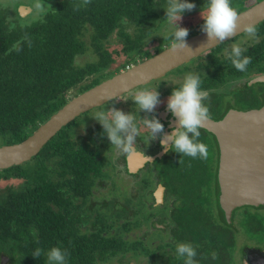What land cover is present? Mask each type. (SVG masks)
I'll use <instances>...</instances> for the list:
<instances>
[{
	"label": "trees",
	"instance_id": "obj_1",
	"mask_svg": "<svg viewBox=\"0 0 264 264\" xmlns=\"http://www.w3.org/2000/svg\"><path fill=\"white\" fill-rule=\"evenodd\" d=\"M261 1L232 0V6L242 12ZM167 2L168 0H68L51 7L48 16L42 18L43 21L41 19L26 26L20 23H12L10 26L5 20V11L0 10V146L25 141L72 99L69 94L73 89L83 93L97 85L101 78L96 79L94 84L93 81H85L98 74L102 66L107 67L110 63L112 55L104 45L116 31L125 61L114 72L128 66L130 61H136L137 57H151L153 54L144 48L153 40L161 42L156 52L169 46V40L153 36L158 32L160 25L157 23ZM187 2L195 4V9H200L204 8L208 0ZM128 28L135 31L133 35ZM256 29L257 37L247 38L246 35H249L245 32L235 38L247 39L248 46L244 48L243 54L252 58L247 70L238 71L229 56L223 62L229 67V73L225 72L224 79L228 75L234 79L248 73H264V23L256 26ZM218 47L221 49V45ZM90 51L96 54L100 63L79 65L78 57L88 55ZM112 74L110 72L105 76ZM216 77L217 82L224 83V79L218 78L221 75ZM79 124L80 119H77L63 128L32 161L0 171V184H5L0 188V254H8L13 258V264H48L46 255L40 258L32 256L37 248L47 252L52 247H68L66 264H98L105 258L110 260L119 254L117 246L107 245L112 249L110 252L106 250L105 243H109L106 237L103 236L101 246L96 245L97 240L90 233L86 236L81 232H74L65 222L72 218L64 217L61 194L69 193L77 185L88 186L85 185L89 184L88 176L99 171L95 161L98 152L86 147L84 136L76 131ZM88 136H93V133ZM179 174V181L191 179L189 183L198 193L203 194V189L205 190L206 198L203 199L206 201L202 204L196 201L194 213H189L187 208L182 213L189 232L187 237L198 245L195 259L199 264H232L231 260L225 259L228 250L232 249L231 240H224L227 234L215 228L210 236L208 231L199 227L205 220H212L213 213L208 204L209 193L212 197H215L214 192L218 195L217 181L214 191V186H211L214 177L210 173L209 176L201 173ZM16 181L22 183L16 187L13 184ZM183 193L187 199L190 198L186 192ZM192 196L196 198L197 194L193 192ZM216 202L220 208L218 197ZM184 203L187 204V200ZM262 210L264 208L243 209L241 228L252 237V242L247 245L252 251L264 250V217L259 214ZM142 218L143 216L138 217ZM221 219L224 222V217ZM102 226H106L104 220ZM126 226L127 224H120L119 219L111 225L115 230L112 244L120 245L128 252V245L122 243ZM233 226L231 224L229 230L234 229ZM90 248L98 249V256L91 254ZM148 249L150 248L145 247V250ZM152 258V264H160L157 260H162L163 255L153 253ZM166 262L184 264L182 258Z\"/></svg>",
	"mask_w": 264,
	"mask_h": 264
},
{
	"label": "flooded vegetation",
	"instance_id": "obj_2",
	"mask_svg": "<svg viewBox=\"0 0 264 264\" xmlns=\"http://www.w3.org/2000/svg\"><path fill=\"white\" fill-rule=\"evenodd\" d=\"M13 9L16 18L20 19H26L33 13L31 8L22 4L18 5L16 3ZM0 10L8 13L12 10V7L0 4ZM202 11L203 8L194 9L190 12L185 11L182 20L179 21L180 27L189 30L188 37L201 32L199 27L205 23L202 18ZM166 19L167 15L164 10L157 23V25H160L158 32L153 34V36L155 37L156 35L158 38L164 37L169 40V46L167 43L166 47L164 46L162 50L156 52L161 42L160 40H153L144 48L153 54L151 57L171 46L169 37L174 32L176 25L166 22ZM127 30L130 31L131 35L135 32L132 28H128ZM246 37L251 38V36L247 35ZM241 38L242 40L234 38L223 43L221 44V49L219 47L215 48L163 78L136 88L77 118L80 119V124L76 131L84 136L83 138L87 142L86 147H90L91 151L98 152L95 161L97 162L99 171L92 172L88 176L89 184H85L88 186L77 185V188L70 189L69 193L61 194L63 198V212L65 218H72L65 221L72 231L81 232L82 235L90 233L94 236L93 239L97 240L96 245L100 246L103 236L106 237L107 241H109V243H105L108 252L112 249L109 246H117L119 248L117 256L110 260L105 258L100 261L97 259V261L101 262L98 264H152L154 261L152 258L153 253L163 255V259L157 261L160 264H167L166 261L169 259H180L176 253V247L182 242L191 243L197 250L196 247L198 245H195L187 237L189 232L185 227L184 215L182 213L186 211L184 208H187L188 212L190 211L189 213H194L196 201L200 204L206 201L203 199L206 198L204 196L205 190L203 189V194L194 190V187H191L189 183L191 179L179 181V173H201L203 175L210 173L214 177L211 186H214L213 189L216 191V186H219L218 170L221 159L219 142L213 133L202 128L200 129L201 135L199 141L205 143L208 147L209 155L207 159L199 157L191 158L176 153L171 150V145H169V150L165 151L160 143L161 137L150 141L149 130L144 126L141 119L146 117L151 118L155 115L164 125V134H170L176 126V119L168 111V98L174 88H179L183 84L185 74L187 73L198 74L202 81L201 89L209 93L210 99L206 100L205 104L209 107L210 120L219 121L230 110L249 112L261 108L264 104V81L261 80L264 77V73L253 72L244 74L241 77H235L234 79H231L230 75L227 74L228 78L224 79L225 72L229 73V67L227 68L223 62L231 56L233 44L239 45L242 49L248 46L246 43L247 39H244L245 37ZM108 40L109 42H106L104 48L109 49L112 55L110 63L107 67L102 66L98 74L85 82L89 83L93 81L92 84H94L96 83V79L101 78V81L98 83L100 84L127 68L151 58L150 56L144 58L137 57L136 61H130L128 66L114 72L115 69L121 66L123 60L125 61V57L121 52L123 47L118 40V31L112 34ZM151 45L153 47L152 51ZM89 53L91 55L88 54L86 56L89 60H93L91 62L100 63L97 61L98 57L94 52ZM84 57H78L77 61ZM78 64L82 65L80 62ZM110 72H113V74L106 77L105 75ZM216 75H221L222 77L218 78L224 79V83L217 82ZM205 85L207 87H204ZM145 88L158 89L160 93L161 103L156 107L154 113L140 111L133 101L136 92ZM73 90L76 91V89ZM79 94L81 93L76 91L72 95V98ZM113 106L117 110H122L125 114L131 113L135 115L134 122L139 128V135L136 138L134 145L136 152L133 155H128L115 146H111L110 140L104 133L103 126L96 119L92 118L98 112L110 110ZM91 132L93 136H88ZM144 154L150 157L151 160L148 161L144 157ZM180 160L181 163H179ZM201 162H203L202 167H200ZM216 173L217 179H215ZM188 183L190 186H188ZM183 191L188 194L189 199H187ZM193 192L197 194L196 198L192 196ZM214 193L215 197H212L209 193L210 203H208L213 213L212 220L211 222L205 220L199 227L204 229L205 232L208 231L210 236L213 235L215 228L221 229L223 234H227L224 240H231L232 242L233 233L229 230L230 225L232 224L233 226L235 224L238 215L243 211L244 207L234 211L232 223H229L225 218L224 212L218 207L216 202L218 195L216 192ZM184 200H187V204L184 203ZM118 211L120 214H118ZM139 216H143V218L138 219ZM222 217H224V222L221 219ZM117 219H119L120 224H127V230L122 238V243L128 245V252L120 245L112 244L115 230H113L111 225ZM102 220L106 222L105 227L102 226ZM103 229H105L104 233ZM154 234L156 236L160 235L162 238H156ZM107 245L109 246L107 247ZM145 247H149L150 249L145 250ZM89 252L95 256L99 254L98 249L90 248ZM243 254L242 260L248 264L247 255H250V253L245 254L244 251ZM225 259L231 260L229 253ZM0 264H13V258H10L8 254H0Z\"/></svg>",
	"mask_w": 264,
	"mask_h": 264
},
{
	"label": "water",
	"instance_id": "obj_3",
	"mask_svg": "<svg viewBox=\"0 0 264 264\" xmlns=\"http://www.w3.org/2000/svg\"><path fill=\"white\" fill-rule=\"evenodd\" d=\"M240 14V29L235 37L222 43H207V34L201 31L186 38L190 49L173 50L170 46L72 98L25 141L0 146V171L32 161L52 138L82 114L163 78L244 34V26L252 24L256 27L264 23V0ZM261 80L264 81V77ZM253 116L261 117V123H254ZM203 128L213 133L220 145L218 200L227 221L232 223L234 211L238 208H264V104L249 112L230 110L219 121L209 119ZM256 251L245 250V254L250 253L247 255L248 264H264V252Z\"/></svg>",
	"mask_w": 264,
	"mask_h": 264
},
{
	"label": "clouds",
	"instance_id": "obj_4",
	"mask_svg": "<svg viewBox=\"0 0 264 264\" xmlns=\"http://www.w3.org/2000/svg\"><path fill=\"white\" fill-rule=\"evenodd\" d=\"M35 7L41 8L42 5L37 2ZM196 7L195 4L187 2V0H168L166 11V22L175 24V30L170 35L171 48L173 50L190 49L187 46L186 38L189 30L179 26L185 11H192ZM202 18L205 23L202 25V31L207 34L208 42L222 43L227 38L235 37L240 29L241 14L237 8L232 6V0H208L202 11ZM249 36L257 37V29L255 25L249 24L243 29ZM29 41V45H30ZM244 49L239 45L233 44L231 52V60L233 66L241 72L247 70V66L251 63L252 58L245 56ZM202 81L198 74H185L184 82L179 88H174L172 94L168 98V111L176 119V126L170 134H164V125L155 115L151 118L141 119L144 126L149 130L150 141L161 137L160 143L165 151L171 150L188 156L191 158H208V147L205 143L199 141L202 129L210 117L209 107L205 101L210 99L209 93L201 89ZM133 101L139 110L146 113H154L156 107L161 103L160 93L158 89L145 88L137 91ZM96 119L104 129V133L111 142V146H115L122 152L133 155L136 150L134 148L136 138L139 135V128L134 122V114H125L122 110H117L114 106L110 110L100 111L96 114ZM252 120L256 124H260L261 117L253 116ZM163 134V135H162ZM144 157L150 161L151 158L144 154ZM181 163V160L180 162ZM176 253L178 257L184 260V264H199L195 259L197 251L191 243L182 242L177 245ZM46 255L48 264H66L69 253L66 249L60 247H52L45 252L43 249L37 248L34 258H40ZM215 258V254H213Z\"/></svg>",
	"mask_w": 264,
	"mask_h": 264
},
{
	"label": "rangeland",
	"instance_id": "obj_5",
	"mask_svg": "<svg viewBox=\"0 0 264 264\" xmlns=\"http://www.w3.org/2000/svg\"><path fill=\"white\" fill-rule=\"evenodd\" d=\"M65 1H68V0H0V4H3L4 6L5 5H9V6L12 7V10L10 12H8V13L5 12L4 13L5 20L8 22V24L10 26H11L12 23L15 24V25L17 23H20L21 25L26 26V25H33L34 23L41 21V19L43 17L48 16V12H49L51 7H54L57 4H59V3L63 4ZM77 1H79V0H77ZM37 2H39L42 5L41 8L35 7ZM16 3L18 5L22 4V5L26 6V7L31 8L33 13L26 19L25 18H23V19L21 18V20L17 19L16 18V14L13 13V10H14L13 8H14V5H16ZM43 20L44 19H42V21ZM12 28H14V27L12 26ZM240 40H242V38H240ZM150 47H152V45ZM152 49H153V47L151 48V51H152ZM90 52H92V51H90ZM89 55H91V54L89 53ZM120 60H122V59H120ZM91 61H93V60H89L86 55H85L84 58H81V60L80 59L78 60V62H80L82 65H86L88 62H91ZM75 92L76 91L73 90L69 94V96L72 97V95L75 94ZM21 183H22V181H16L13 184L16 185V187H17ZM4 185L5 184H3V183L0 184V188H2ZM242 214H244V211H242L238 215V218L236 219L238 221L236 222V225H234L235 227L233 226L234 229L232 228V230H230L233 233V240L231 242L232 249L228 250V253H230L229 256H230V259L232 261V264H246L245 261L242 260V256H244L243 253H244L246 247H248L247 245H249V243L252 242V240H251L252 237L248 236L245 233V231L242 230V228H241V225H242V222H243V215ZM259 214L264 217V210L259 211ZM237 227H238V229H237ZM159 236L160 235L156 236V234H154V237L162 238V236H160V237ZM248 248H250V246Z\"/></svg>",
	"mask_w": 264,
	"mask_h": 264
}]
</instances>
